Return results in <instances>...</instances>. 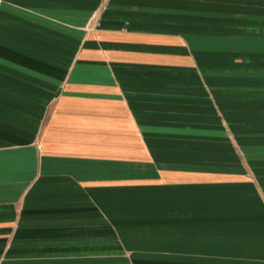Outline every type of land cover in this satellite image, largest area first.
Segmentation results:
<instances>
[{"label":"crops","instance_id":"1","mask_svg":"<svg viewBox=\"0 0 264 264\" xmlns=\"http://www.w3.org/2000/svg\"><path fill=\"white\" fill-rule=\"evenodd\" d=\"M130 253L264 264V0H0V264Z\"/></svg>","mask_w":264,"mask_h":264},{"label":"rangeland","instance_id":"2","mask_svg":"<svg viewBox=\"0 0 264 264\" xmlns=\"http://www.w3.org/2000/svg\"><path fill=\"white\" fill-rule=\"evenodd\" d=\"M247 58H250V59L247 62H244L242 64L243 68L240 69V71L243 72V70H244L247 73H250V75L253 76L254 78L248 79V83H246V87L249 89V91H248L249 94H247L245 96L244 100H246L245 104H247L248 106L255 107V106L259 105V97H258V95H259V91H258L259 90V84H258L259 78H255V76H259V75H257V74H259V71H258L259 63L252 62L251 61L252 59L250 56ZM244 67H246V68H244ZM234 70H237V69H233L232 71H234ZM255 90H257L258 92L256 94H251V91H255ZM255 108L258 109L257 107H255ZM255 111H257V110H255ZM258 114H259V111H258ZM249 122H259V115L257 118H254L253 120H249ZM246 129L255 130V131H249L250 134H255V135H252L249 137H256L257 139L251 140V143L245 144L246 146H244L242 148L239 147V144H237V142H234V146H235L236 150L242 151V154L244 155L243 157H245L244 159L246 161L243 160V161L237 162L235 164L232 163L231 169H233V170L239 169L240 170L241 168H245V170H246L245 172L246 173L248 172V175L252 177L251 183L253 185H257V188H258L260 181H258V176H257L258 174H256L255 170L256 169L259 170V168H256V169H254V168L259 167V163H258L259 162V143H256V142H259V126H255V127L247 126ZM234 136L235 135H233V137ZM234 138H236V137H234ZM253 142H255V143H253ZM117 234L118 235H116V238L119 241V247H121V249H124L127 252L129 249H127V244H126L125 239L122 237L121 234H119V233H117ZM133 242H136L137 244H133V245L131 244V245L136 246V247L150 246L153 244V243H148L147 240H144L142 238H137ZM124 256L127 257L129 260V263H126V264H137V262L133 259V258L138 257L137 255H131V253H130V254H127ZM158 256L159 255H157V257ZM103 257H107V256L103 255Z\"/></svg>","mask_w":264,"mask_h":264}]
</instances>
